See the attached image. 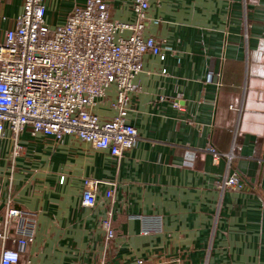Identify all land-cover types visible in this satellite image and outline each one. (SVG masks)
I'll use <instances>...</instances> for the list:
<instances>
[{"label": "crops", "instance_id": "0c3cea01", "mask_svg": "<svg viewBox=\"0 0 264 264\" xmlns=\"http://www.w3.org/2000/svg\"><path fill=\"white\" fill-rule=\"evenodd\" d=\"M70 8L50 7L49 23H64ZM109 10L137 21L133 0ZM22 11L21 0H0V42ZM149 17L144 35L166 43L134 79L132 151L114 158L71 135L0 138V252L14 245V207L36 221L23 264H264V0H150ZM115 97L112 86L99 100L102 119L116 114ZM234 173L243 189L219 187ZM87 178L99 181L91 207Z\"/></svg>", "mask_w": 264, "mask_h": 264}, {"label": "built area", "instance_id": "2783aa9c", "mask_svg": "<svg viewBox=\"0 0 264 264\" xmlns=\"http://www.w3.org/2000/svg\"><path fill=\"white\" fill-rule=\"evenodd\" d=\"M21 1L22 13L0 42V138L8 131L13 138L25 131L57 139L71 135L96 149H108L114 158L132 151L140 138L128 122L130 95L137 87L134 79L146 54L164 57L166 43L158 35H144L151 21L150 0H133L135 23L113 19L112 0ZM57 2H71V8L64 23L52 26L47 15ZM124 31L131 32L117 38ZM112 86L116 87L112 107L117 112L102 119L95 107ZM208 150L217 162L221 153L213 147ZM240 179L234 173L219 187L243 189ZM98 185L97 179L85 180L84 206L95 205ZM112 195L110 187L107 196ZM7 215L13 223L9 237L15 246L3 245L0 264H23L22 254L35 238L34 214L12 207ZM111 215L109 211L102 222L107 241L116 236ZM6 231H0L3 242ZM136 264L147 263L140 259Z\"/></svg>", "mask_w": 264, "mask_h": 264}, {"label": "rangeland", "instance_id": "374dc122", "mask_svg": "<svg viewBox=\"0 0 264 264\" xmlns=\"http://www.w3.org/2000/svg\"><path fill=\"white\" fill-rule=\"evenodd\" d=\"M64 4H66V3H62V2L61 3H58V2L54 3V6L52 7V9L58 10V11H63ZM54 13L57 14L56 11H54Z\"/></svg>", "mask_w": 264, "mask_h": 264}, {"label": "trees", "instance_id": "16d2710c", "mask_svg": "<svg viewBox=\"0 0 264 264\" xmlns=\"http://www.w3.org/2000/svg\"><path fill=\"white\" fill-rule=\"evenodd\" d=\"M105 219V218H104ZM116 237V236H115Z\"/></svg>", "mask_w": 264, "mask_h": 264}]
</instances>
